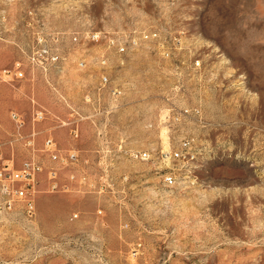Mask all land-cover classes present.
I'll return each instance as SVG.
<instances>
[{"label":"rangeland","instance_id":"obj_1","mask_svg":"<svg viewBox=\"0 0 264 264\" xmlns=\"http://www.w3.org/2000/svg\"><path fill=\"white\" fill-rule=\"evenodd\" d=\"M40 38L61 56L49 80L27 60ZM17 60L33 71L0 81V139L32 98L80 134L37 125L68 162L37 153L36 214L0 216V264H264V0H0V71ZM183 137L187 166L163 161ZM174 169L185 184L167 187Z\"/></svg>","mask_w":264,"mask_h":264},{"label":"built area","instance_id":"obj_2","mask_svg":"<svg viewBox=\"0 0 264 264\" xmlns=\"http://www.w3.org/2000/svg\"><path fill=\"white\" fill-rule=\"evenodd\" d=\"M91 40H99L98 34H92L89 36ZM74 41H78V37H73ZM44 38L39 39L38 48L28 50L27 60L33 67L34 65L41 66L44 77L49 80L51 76V68L56 67L61 60L60 53L57 50H53L43 43ZM52 41L57 43L60 41V33L52 34ZM109 44L113 46L118 53H124L127 49L126 43L116 39H110ZM97 61L105 64L106 59L104 57L97 58ZM84 61L80 62L83 66ZM29 68L25 67V63L21 60H17L11 68L3 69L0 71V81H4L13 84L17 80H23L28 78ZM33 70H30V72ZM109 82L107 76H102L101 83L106 84ZM190 110H185L184 115L190 114ZM193 113L199 115L201 113L199 108L194 109ZM54 117L58 120L59 126H69L70 133L73 137L77 138L80 134L79 118L73 121H62L58 116H53L45 107L39 104L35 99H31V114L28 118L24 113L18 110L10 111V118L15 124V130L11 137L4 141L0 139V216L3 213L13 211L19 204L22 206L23 214L32 219L36 214V198L38 192V185L40 182V174L44 171L43 162L37 158V153L42 152L48 156L51 161H59L61 163H67L68 159L65 158L61 152L58 142L51 133L46 134L42 147H38L37 137L40 134V130L37 128L39 123H42ZM174 119V117H173ZM181 117L177 116L176 120H180ZM28 124L30 129L26 130ZM21 143L22 147L26 149L31 156L23 161L20 166H16L14 156L8 157L6 154L8 151L15 153V144ZM192 141L187 137H183L177 148L171 150H163L161 152V159L163 161H176L182 166H187V163L192 155ZM74 156L73 154L71 155ZM137 157L141 159L150 158V151L145 150L139 152ZM49 188L51 190L68 189V186H61L58 181V171L56 169L48 170ZM86 174H82L80 182L90 187L94 186L88 182ZM165 186L177 187L185 184L180 173L175 169L169 170L166 173L164 180ZM77 216V215H75Z\"/></svg>","mask_w":264,"mask_h":264},{"label":"crops","instance_id":"obj_3","mask_svg":"<svg viewBox=\"0 0 264 264\" xmlns=\"http://www.w3.org/2000/svg\"><path fill=\"white\" fill-rule=\"evenodd\" d=\"M3 138L5 141H7L10 138V135H4Z\"/></svg>","mask_w":264,"mask_h":264}]
</instances>
